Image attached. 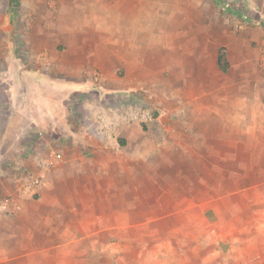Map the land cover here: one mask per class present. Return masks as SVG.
<instances>
[{
	"label": "rangeland",
	"instance_id": "374dc122",
	"mask_svg": "<svg viewBox=\"0 0 264 264\" xmlns=\"http://www.w3.org/2000/svg\"><path fill=\"white\" fill-rule=\"evenodd\" d=\"M47 93L93 142L76 182L96 230L14 264H264V0H0V202L57 150L10 104ZM130 102L153 122L96 138V113Z\"/></svg>",
	"mask_w": 264,
	"mask_h": 264
},
{
	"label": "crops",
	"instance_id": "0c3cea01",
	"mask_svg": "<svg viewBox=\"0 0 264 264\" xmlns=\"http://www.w3.org/2000/svg\"><path fill=\"white\" fill-rule=\"evenodd\" d=\"M40 49L42 52V47ZM70 49L74 54L84 52L80 48L71 47ZM39 73L38 70L32 71L29 76ZM38 84L33 86L37 91L40 86V89L46 85L48 87L49 81L41 79ZM50 86L55 87L56 91L59 88L61 91L65 89L64 84L59 85L55 81ZM67 86L74 88V90L77 88L72 84H67ZM71 90L70 92H72ZM27 95L24 102L13 101L11 98L12 109L20 113L18 116L26 121L30 130L37 129L38 132L40 131L41 137L46 139L47 143L54 140V143L58 144L55 152L61 156V160L47 175L36 199L15 197L9 203L7 210L0 211V264H14L18 260L26 258L28 255L26 250L30 248L54 249L66 247L71 242H79L81 238L77 233L81 232V226L84 224L80 210L90 211L97 208V197L95 193L91 192L90 185L87 183H82V185L76 182V178L85 175V171L89 174V169L94 168L96 164L77 152L79 149L86 152L91 148V145L94 146L93 142L89 146L84 142L77 144L76 142L79 141V135L82 132L75 126L66 128L67 123L71 125V120L66 122L63 111L66 110L70 114L69 109L71 110L72 106L69 105L72 101L67 102V104L65 100H61L59 95L54 97L50 96V93H47L46 96L40 94L38 98H32L33 101H31L32 99L30 100ZM96 116L97 113L89 122L93 124ZM70 117L71 115L69 119ZM8 124L9 126L12 125L11 123ZM136 130L137 126L135 125L126 126L122 133L131 135ZM96 133V138L101 139V134ZM102 135L110 137L109 135ZM66 137L71 140V144L68 146L64 141ZM122 146H125L124 142H122ZM109 148L118 149L120 145L116 140H113ZM109 193L106 192L104 195L106 201L112 200V192ZM95 226L96 219L94 218L92 223L89 221L88 227L83 225V230L95 231Z\"/></svg>",
	"mask_w": 264,
	"mask_h": 264
},
{
	"label": "built area",
	"instance_id": "2783aa9c",
	"mask_svg": "<svg viewBox=\"0 0 264 264\" xmlns=\"http://www.w3.org/2000/svg\"><path fill=\"white\" fill-rule=\"evenodd\" d=\"M153 122L151 112L143 108L137 103L130 102L126 106L121 103H117L115 107L107 108L99 111L94 124V128L99 134L109 135L118 134L121 135L123 128L131 126L133 124H149ZM61 160V156L55 151H49V153L42 158L39 169L33 179L27 181L20 189L16 196L5 199L0 202V211L7 210L9 203H11L15 197L21 198L28 194H37L42 187L47 175L58 165Z\"/></svg>",
	"mask_w": 264,
	"mask_h": 264
},
{
	"label": "trees",
	"instance_id": "16d2710c",
	"mask_svg": "<svg viewBox=\"0 0 264 264\" xmlns=\"http://www.w3.org/2000/svg\"><path fill=\"white\" fill-rule=\"evenodd\" d=\"M227 9H229V11L234 13L236 16H239L242 14L240 7H238L237 5H230ZM224 60H225V55L223 54L220 55L219 62L224 61ZM222 69L226 71V68L222 67Z\"/></svg>",
	"mask_w": 264,
	"mask_h": 264
}]
</instances>
